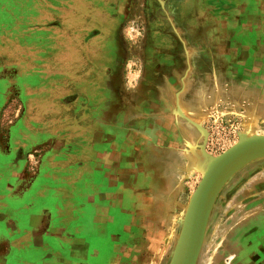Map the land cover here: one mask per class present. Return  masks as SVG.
I'll return each instance as SVG.
<instances>
[{
	"label": "rangeland",
	"instance_id": "rangeland-1",
	"mask_svg": "<svg viewBox=\"0 0 264 264\" xmlns=\"http://www.w3.org/2000/svg\"><path fill=\"white\" fill-rule=\"evenodd\" d=\"M156 1L0 0V81L15 84L0 126L12 134L31 111L40 141L30 175L40 161L67 190L94 180L90 191L111 198L98 201L102 218L116 215L117 198L130 197L140 176L136 167L148 166L143 180L168 183L174 219L162 253L150 243L147 253L153 264H179L183 224L209 166L241 141L264 138V57L257 32L236 28L262 14H246L251 0H164L170 13ZM181 32L190 46L175 45ZM175 53L189 60L161 58ZM151 68L155 87L147 89ZM172 68L188 75L161 76ZM25 82L39 88L29 110ZM204 151L212 161L196 170L190 157ZM209 203L196 264H264V154L227 169Z\"/></svg>",
	"mask_w": 264,
	"mask_h": 264
},
{
	"label": "crops",
	"instance_id": "crops-1",
	"mask_svg": "<svg viewBox=\"0 0 264 264\" xmlns=\"http://www.w3.org/2000/svg\"><path fill=\"white\" fill-rule=\"evenodd\" d=\"M156 2L166 7L165 13H170L166 12L169 6L166 5V1ZM251 2L252 4L247 5L244 11L246 14H254L255 11L261 13V19L252 22L239 19L236 21V28L251 29L247 34L257 32V42L261 47L258 49L260 55L264 57V0ZM202 5H205V2ZM173 11L171 8V12ZM181 36V39L175 41V45L190 46L191 42L185 39L182 32ZM170 44H174L173 41ZM161 58L189 60L186 53L182 55L175 53L172 58L162 54ZM145 71V87L147 89L155 87V81L152 80L156 76L155 70L151 68ZM159 72L166 78L188 75V70L184 68ZM42 73L43 71L40 72ZM208 74L207 72L206 75ZM138 75L142 74L135 71V77ZM0 85V97L3 98L0 101L1 118L2 109L8 102L7 93L15 84L8 86L0 81ZM18 87L16 84V89H20ZM24 88L23 92L27 97L25 104H29V110L38 101L37 97L35 99L30 96L39 88L29 87L26 82ZM32 115L29 111L12 134L2 131L3 127L0 126V264H153V261L157 263L158 259L152 257L151 253L148 255L146 248L149 243L152 246L157 245L160 233H169L167 226L174 219L169 205L168 196L171 189L168 183L159 182L157 179L144 182L147 179V171L144 169L148 166H143L139 170L136 167V172H139L140 176L134 179L133 187L124 182L122 186L132 187V195L128 193L130 196L128 198L125 196L117 198L116 204L120 206L112 219L109 215L102 218L98 201L106 200L111 204V198L109 194L108 196L103 192L94 194L95 192L90 191L94 188V180L82 179L67 190L66 187L56 185V182L52 181L56 176L48 177L47 168L40 164V161L32 171L34 175H30L29 160L31 156H36L32 154L34 151L32 147L36 141H40L39 133L32 134L30 131L34 123ZM142 156L143 154L140 157ZM139 179L142 188L135 186ZM88 204L93 211L86 209ZM90 213L92 214L88 217ZM115 217L118 221L110 232L109 225L112 221L114 223ZM95 228L96 231L92 235L86 234ZM88 236L94 239L90 240Z\"/></svg>",
	"mask_w": 264,
	"mask_h": 264
},
{
	"label": "water",
	"instance_id": "water-1",
	"mask_svg": "<svg viewBox=\"0 0 264 264\" xmlns=\"http://www.w3.org/2000/svg\"><path fill=\"white\" fill-rule=\"evenodd\" d=\"M264 154V138L255 137L241 141L220 156L205 172L195 201L190 207L181 232L183 243L179 264H196L204 242L209 220L210 199L221 185L223 175L235 163Z\"/></svg>",
	"mask_w": 264,
	"mask_h": 264
},
{
	"label": "bare ground",
	"instance_id": "bare-ground-1",
	"mask_svg": "<svg viewBox=\"0 0 264 264\" xmlns=\"http://www.w3.org/2000/svg\"><path fill=\"white\" fill-rule=\"evenodd\" d=\"M64 67V66H63ZM206 136V135H205ZM203 148V147H202ZM202 150V149H201ZM204 153H205V151H204ZM203 154V153H202ZM198 156V155H197ZM209 155H207L206 153L205 154H203L202 156H200V157H190V159H191V161H192V164L193 165H191V166H193L194 168H196V170L197 169H203V170H205L206 169V167L208 166V165H210V161H212V160H210V157H208ZM212 159V158H211ZM214 159V158H213ZM217 162V161H216ZM211 166H213V165H211ZM211 166H209V167H211ZM160 235V238H159V240H157V245L155 246V245H153L152 246V248H153V250H154V252L156 253V256L157 255H159L158 254V249L160 250V248L162 249V248H164L165 246H167L168 245V243L171 241V234H169V233H165V232H163V233H160L159 234ZM161 251V253H162V250H160ZM155 255V254H154Z\"/></svg>",
	"mask_w": 264,
	"mask_h": 264
},
{
	"label": "clouds",
	"instance_id": "clouds-1",
	"mask_svg": "<svg viewBox=\"0 0 264 264\" xmlns=\"http://www.w3.org/2000/svg\"><path fill=\"white\" fill-rule=\"evenodd\" d=\"M131 30L130 29H126V34L128 33V32H130Z\"/></svg>",
	"mask_w": 264,
	"mask_h": 264
}]
</instances>
